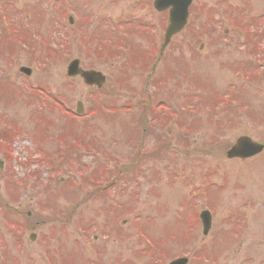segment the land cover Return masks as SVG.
Returning <instances> with one entry per match:
<instances>
[{"label": "rangeland", "instance_id": "rangeland-1", "mask_svg": "<svg viewBox=\"0 0 264 264\" xmlns=\"http://www.w3.org/2000/svg\"><path fill=\"white\" fill-rule=\"evenodd\" d=\"M1 1L15 29L40 35L51 46L62 43L70 31L60 28L61 16L56 15L52 3L13 0L8 8L10 0ZM113 1L106 0L100 11L105 15L97 20V24L108 21L104 23L108 33L104 39L113 41L119 30L124 38L128 32L120 25L111 26L107 17L122 19L120 15L128 14L140 19L138 23L151 24L148 16L158 21L156 41L159 45L163 42L166 21L164 16L152 14V3L131 6L134 0H115V5ZM250 6L255 13L264 12V0H198L189 28L172 40L170 52L153 69V62H145L140 70L132 68L131 58L120 59L111 52L106 58L89 60L78 47L64 51L70 59L62 61L58 56L53 61L48 52L42 58L20 46L12 47L10 41L7 44L0 29V72L4 73L0 74V126L20 130L18 134L0 131V138L6 140V146L0 145V207L19 230L9 232L0 222V242L6 252L20 255L19 244L24 242L27 253L22 262L40 264L41 251L46 247L52 251L59 241L63 256L53 257L56 264H170L194 251L216 264H264V153L249 161L226 158L240 137L264 143V76L244 87L238 67L242 65L248 76L256 70L250 74L244 40L231 31L237 13L243 18ZM206 13L218 22L219 35L213 33L210 24H204ZM63 21L66 27L67 19ZM56 25L60 30L56 31ZM131 30L136 33L124 39L128 46L151 52L143 30ZM100 50L99 55H105L102 47ZM263 55L255 58L264 62ZM75 59L83 69L105 76V91L96 93L98 89L87 87L82 79L67 76L68 66ZM139 59L145 61L140 55ZM21 68L28 69L31 77L23 75ZM184 79L190 83L187 90L183 89ZM159 83L165 84L155 87ZM25 86L43 88L44 102L52 109L45 110ZM151 86L158 88L157 113H152L143 100ZM228 94H234L241 105L219 114L215 129L214 119L205 115L203 106L213 108L212 95L227 99ZM58 100L73 112L81 103L83 114H88L85 120L74 122L71 115L61 114L60 108L52 105H60ZM243 106L249 110L241 113ZM168 112L177 114L179 122ZM176 123L180 125L178 131ZM183 128H187L185 133ZM75 137L93 149L86 147L87 152L81 153L71 147ZM59 141L64 143L63 150ZM4 147L9 155L3 152ZM118 163L124 169L120 174ZM97 177H104L99 184L107 186L101 192V186L92 181ZM109 196L115 203L113 209ZM209 207L213 226L206 237L198 216ZM135 216L137 224L132 223ZM194 216L196 222L190 227ZM35 223L40 227L25 231V224ZM140 229L156 250L147 249L139 240ZM91 230L102 236L98 239ZM81 231L83 242L79 240ZM30 236L37 239L31 241ZM149 257L154 260L149 261Z\"/></svg>", "mask_w": 264, "mask_h": 264}, {"label": "water", "instance_id": "water-1", "mask_svg": "<svg viewBox=\"0 0 264 264\" xmlns=\"http://www.w3.org/2000/svg\"><path fill=\"white\" fill-rule=\"evenodd\" d=\"M190 2L191 0H187L185 3L182 4L183 6L179 5L177 7H174V9L172 10L171 19H170L171 23L166 37L167 40L172 35L179 32L185 25L187 18V7ZM76 74H80L88 84H92L93 82L92 80L98 75L94 72H81L78 69V62H74L69 67V75L71 76ZM262 150H263L262 146L252 143L250 139L240 138L237 141V145L229 152L228 155L230 158H236V157L248 158L259 154ZM202 219L205 224V233H206L210 228V216L208 214H203ZM176 264H184V263L179 262Z\"/></svg>", "mask_w": 264, "mask_h": 264}, {"label": "flooded vegetation", "instance_id": "flooded-vegetation-1", "mask_svg": "<svg viewBox=\"0 0 264 264\" xmlns=\"http://www.w3.org/2000/svg\"><path fill=\"white\" fill-rule=\"evenodd\" d=\"M144 1L147 2V0H144ZM62 2H63V0H57V5L55 7L56 12L59 11V10H57L58 7H59V9H62V4H63ZM70 2H71V5H72V8H77L79 6V5H76L74 0H70ZM86 2H91V1H86ZM93 3H92L93 5L91 7H97V9H99L100 7L106 6V4H107L106 0H95ZM81 6H83V5H81ZM104 15H105V12H103L101 15H100V12H99L97 14V16L95 17V21H94V23L92 24L91 27L94 30L93 37L98 39V40L106 42V41H109V40L104 39L105 36H108V33L106 31H104V29H106L104 23H106L108 21L103 22V21L99 20L98 24H97L98 17L100 19ZM84 17L86 18V17H88V15L84 16ZM109 17L110 16H108L107 19L110 21ZM75 25L77 26V23ZM98 25H100V26H98ZM48 221H52V219H49ZM37 226L40 227V224H38V223H35L33 225L32 224H29V225L25 224L24 225V229H25V231H33L34 229H36ZM29 238H30L31 241H32V239L34 241L37 239V238L35 239V237H31V236ZM19 245H20V248H21V253H20V255L16 256L15 253L10 254V253L6 252V248L0 242V264H21V263L24 264V262H22L23 260L21 258L26 256V254H25V253H27L26 252V247H25L26 244L24 242H21ZM60 249H62L61 246H60ZM41 254L42 255L45 254L49 258V260H50L49 264H56L55 261L53 260V257H55V258L59 257L60 258L59 254L58 255L56 254V247L52 248V251H51L50 247L49 248L46 247L44 250L41 251ZM40 264H48V263L43 261ZM60 264H62V263H60Z\"/></svg>", "mask_w": 264, "mask_h": 264}]
</instances>
